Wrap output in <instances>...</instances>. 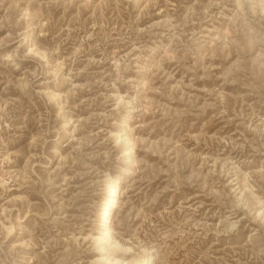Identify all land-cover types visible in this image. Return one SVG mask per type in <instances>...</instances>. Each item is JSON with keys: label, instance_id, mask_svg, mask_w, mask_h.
Returning <instances> with one entry per match:
<instances>
[{"label": "rangeland", "instance_id": "rangeland-1", "mask_svg": "<svg viewBox=\"0 0 264 264\" xmlns=\"http://www.w3.org/2000/svg\"><path fill=\"white\" fill-rule=\"evenodd\" d=\"M144 255L264 264V0H0V264Z\"/></svg>", "mask_w": 264, "mask_h": 264}, {"label": "bare ground", "instance_id": "bare-ground-1", "mask_svg": "<svg viewBox=\"0 0 264 264\" xmlns=\"http://www.w3.org/2000/svg\"><path fill=\"white\" fill-rule=\"evenodd\" d=\"M128 150V149H127ZM126 151V150H125ZM119 179L118 178H108L106 184H107V188H108V195H107V200L104 204V208L103 211L102 210V213H101V221L102 222V225L103 226H106V222H107V219H108V214H109V211L111 210V208L113 207V205L115 204V195L117 194V190H118V185H119ZM101 225V224H100ZM109 225V224H108ZM103 229V228H102ZM111 234V233H110ZM110 236L108 231H107V228L103 229L102 231H100L99 235L96 236L94 238V243L97 245V244H102V243H108L110 241ZM110 238V239H109ZM102 250V249H101ZM148 255V254H147ZM102 258L101 257H97V261H101ZM105 260L108 262V264H127L126 262H121L119 261V259H113V258H105ZM147 260V257L144 255L143 259H142V263L141 264H145Z\"/></svg>", "mask_w": 264, "mask_h": 264}]
</instances>
